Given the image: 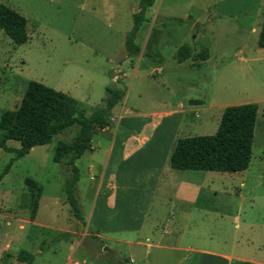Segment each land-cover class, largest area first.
<instances>
[{
    "label": "rangeland",
    "instance_id": "obj_1",
    "mask_svg": "<svg viewBox=\"0 0 264 264\" xmlns=\"http://www.w3.org/2000/svg\"><path fill=\"white\" fill-rule=\"evenodd\" d=\"M0 3L25 17L28 34L16 45L0 29V116L17 108L29 81L74 98L86 115L102 105L107 88L124 92L109 114V137L97 130L91 151L75 161L84 225L64 194L72 152L52 161L56 142L72 144L78 126L13 162L0 181V264H25L16 260L21 249L33 264H108L109 256L113 264H183L189 256L159 242L264 263V48L257 46L264 0H155L136 35L135 57L125 55L124 39L138 0ZM250 103L258 110L246 170L170 169L177 139L214 134L225 107ZM12 156L0 149V173ZM26 177L42 186L33 219ZM161 178H185L201 190L194 202L189 195L159 202L152 191ZM139 226V240L152 246L132 244ZM192 258L189 264H222Z\"/></svg>",
    "mask_w": 264,
    "mask_h": 264
},
{
    "label": "trees",
    "instance_id": "obj_2",
    "mask_svg": "<svg viewBox=\"0 0 264 264\" xmlns=\"http://www.w3.org/2000/svg\"><path fill=\"white\" fill-rule=\"evenodd\" d=\"M154 1L138 0L137 11L132 14V27L124 39V52L127 57H135L140 52V47L135 42L136 35L146 22V12ZM26 24L24 16L0 3V29L12 43L21 45L27 42ZM257 46L264 48V13L257 33ZM178 60L181 62L183 59L179 57ZM106 92L107 97L102 101V105L86 115L74 98L42 83L29 81L17 108L6 110L0 116V149L13 155L1 171L0 181L9 172L13 162L27 155L33 147L47 145L61 132L73 125L78 126L72 144L56 142L52 161L59 163L72 152L66 161L71 176L66 181L64 194L74 218L84 225L76 197L79 170L75 161L91 151V141L97 130L101 135L109 137L108 130L111 125L109 114L124 96V92L111 88H107ZM189 104L197 105L201 104V101L190 100ZM257 110L258 106L255 103L225 107L214 134L176 140L168 158L170 168L178 171L225 173L246 170L251 158ZM7 141H16L19 147H10ZM23 181L29 193V215L33 219L39 206L42 186L29 177ZM109 257L106 262L113 264L111 256ZM16 260L33 264L34 256L21 249L16 255ZM117 262L124 264L119 260ZM231 264L253 263L235 260Z\"/></svg>",
    "mask_w": 264,
    "mask_h": 264
},
{
    "label": "crops",
    "instance_id": "obj_3",
    "mask_svg": "<svg viewBox=\"0 0 264 264\" xmlns=\"http://www.w3.org/2000/svg\"><path fill=\"white\" fill-rule=\"evenodd\" d=\"M149 142L150 141L148 140V138H146V140L143 142V144L146 145ZM143 146H138V148L143 147ZM112 149H111V151H112ZM128 156H129V153L122 152L123 159H125ZM171 170H173V169H171ZM176 171H178V170H176ZM169 180H170V182H167V180L161 178V179L158 180V184H156L153 187L152 194L157 196L155 198H158L159 202H161L163 200H171L172 197L175 198L176 196L181 197V199L182 198L188 199L190 197L192 202H194L196 200V198L198 196V193L201 190V186H196L195 183H192V182H190L189 180H187L185 178L180 180L179 183L171 182V181H173L172 178H169ZM188 195H189V197H188ZM234 220L238 221L237 217H235ZM155 223L157 224V222L154 221L153 224H155ZM164 224L166 225L165 222H164ZM143 225H144V223H143ZM93 230L98 233V234H96L97 236H100L98 229H96L94 227ZM141 230H142V226L137 227L136 228V235H138ZM150 230L155 232L154 228H151ZM162 234H167V230H165L163 228L162 229ZM162 234L160 236H162ZM179 236L182 237V235H179ZM137 237L138 238H136L132 242V244H134L136 246H144V245H146L147 247L152 246V244H149V243L148 244H144L143 242H141L139 240V235ZM148 239L149 238H146L145 240L147 241ZM159 239H160V237H159ZM161 239H162V237H161ZM156 247L157 248H161V249L175 251V252H183L186 255H189V256H186V258L183 259V261H184V262H182L183 264H189L191 261H193L192 257H194L196 255L209 257L213 261H214V258H215L218 262H220L222 264H231V262L233 260L242 261V262H249V263H253V264H264L260 260L256 259L255 255H254V257L251 256V257L245 258V257L239 256V255L238 256H233L231 254H227V253H224V252H214L213 250H208V249H205V248L200 247V246L177 245V244L166 245V244H162L161 242H159L156 245ZM191 254H192V256H191ZM141 261H144V260H141ZM131 262H132V260H131ZM139 262H140V260H139ZM143 264H147V262L145 261V262H143Z\"/></svg>",
    "mask_w": 264,
    "mask_h": 264
}]
</instances>
